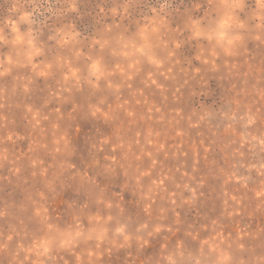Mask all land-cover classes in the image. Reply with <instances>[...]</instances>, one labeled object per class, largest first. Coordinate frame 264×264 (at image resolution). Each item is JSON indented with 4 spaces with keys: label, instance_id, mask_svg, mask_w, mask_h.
<instances>
[{
    "label": "rangeland",
    "instance_id": "1",
    "mask_svg": "<svg viewBox=\"0 0 264 264\" xmlns=\"http://www.w3.org/2000/svg\"><path fill=\"white\" fill-rule=\"evenodd\" d=\"M0 264H264V0H0Z\"/></svg>",
    "mask_w": 264,
    "mask_h": 264
},
{
    "label": "snow or ice",
    "instance_id": "2",
    "mask_svg": "<svg viewBox=\"0 0 264 264\" xmlns=\"http://www.w3.org/2000/svg\"><path fill=\"white\" fill-rule=\"evenodd\" d=\"M225 2H226V0H225Z\"/></svg>",
    "mask_w": 264,
    "mask_h": 264
}]
</instances>
